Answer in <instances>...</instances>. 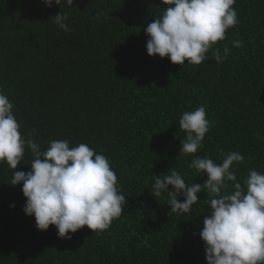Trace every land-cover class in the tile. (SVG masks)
Segmentation results:
<instances>
[{
	"label": "trees",
	"instance_id": "trees-1",
	"mask_svg": "<svg viewBox=\"0 0 264 264\" xmlns=\"http://www.w3.org/2000/svg\"><path fill=\"white\" fill-rule=\"evenodd\" d=\"M166 7L162 0L50 8L42 0H0V87L22 133L35 128L42 150L67 139L102 151L127 200L107 230L85 226L63 239L54 225L37 229L23 211L22 183L11 185L13 170L0 163V264H207L199 235L210 214L207 193L179 215L167 193L150 190L154 175L172 169L203 184L206 174L189 168L196 156L220 163L222 153H242L243 164H234L241 183L250 169L264 171V0H236L240 22L217 43L231 48L219 64L211 53L201 65L183 66L147 54L144 29ZM59 11L68 15V32L51 21ZM98 11L110 18L97 21ZM201 105L211 122L203 147L180 154L179 118ZM33 159L26 148L16 171H30Z\"/></svg>",
	"mask_w": 264,
	"mask_h": 264
},
{
	"label": "clouds",
	"instance_id": "clouds-1",
	"mask_svg": "<svg viewBox=\"0 0 264 264\" xmlns=\"http://www.w3.org/2000/svg\"><path fill=\"white\" fill-rule=\"evenodd\" d=\"M42 2L49 8L53 2L73 6V0ZM162 2L167 5L162 15L144 29L149 56L167 57L181 66L185 61L201 65L209 59V53L218 64L227 59L231 48L216 45L225 40L227 30L240 22L234 7L236 0ZM101 17L110 18L107 12L98 11L94 19L100 21ZM67 20V13L61 11L51 18L65 32L70 31ZM230 43L236 48L244 47L240 40ZM210 127L205 106L183 112L179 128L185 132V139L181 140L179 153H197ZM21 128L14 103L0 87V163H7L13 170L11 185L22 183L26 198L23 211L35 217L37 229L46 231L54 225L63 239H71L69 233L85 226L94 233L107 230L127 204L110 159L86 143L71 146L67 139L51 140L42 150L35 139L37 130L31 128L25 135ZM26 148L34 157L30 171H16ZM221 155L220 163L208 156H196L189 164L197 174H206L203 184H188L172 169L170 174L154 175L150 191L154 197L167 193L171 212L179 215L191 210L201 192L207 193L205 202L210 214L205 216L199 233L207 264H264V171L250 169L241 183L234 164H243V154L229 151Z\"/></svg>",
	"mask_w": 264,
	"mask_h": 264
}]
</instances>
